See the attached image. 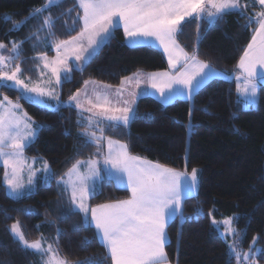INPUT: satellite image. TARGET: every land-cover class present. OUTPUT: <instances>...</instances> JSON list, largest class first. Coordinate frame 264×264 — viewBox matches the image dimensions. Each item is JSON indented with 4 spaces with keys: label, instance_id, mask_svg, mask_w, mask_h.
Listing matches in <instances>:
<instances>
[{
    "label": "snow or ice",
    "instance_id": "6c2138e0",
    "mask_svg": "<svg viewBox=\"0 0 264 264\" xmlns=\"http://www.w3.org/2000/svg\"><path fill=\"white\" fill-rule=\"evenodd\" d=\"M64 2L45 0L25 21L13 22L9 30H19L35 20L36 26L28 36L10 41V47L0 42L3 184L9 197H22L35 188L40 179L38 172L43 173L46 182L55 178L60 189L58 199L67 198L69 213L82 215L85 229L94 226L93 237L104 251L102 255L72 260L61 254L59 232L52 242H46L42 236L29 240L19 220L10 225L9 231L23 250H30L40 257L41 264H169L167 228L177 218H184L183 201L196 192L199 169L193 167L191 172L186 168L179 171L133 155L129 144L114 138L111 133L126 135L131 123L137 119V97L150 95L135 91L141 84H147L159 94V101L168 105L180 97L191 101L194 93L217 78L216 69L199 58L197 47L189 53L178 40L184 34L186 24L196 23V39L199 41L204 24L211 27L231 14L245 20V30H252L251 39L235 65L238 69L235 80L237 92L244 98L245 105L253 108L258 85L264 84V0H74V6L66 13L53 15L52 10L62 7ZM257 5L260 9L250 15L248 9H255ZM73 11L76 15L71 17ZM68 17H71V26ZM3 19L8 22L13 18L6 15ZM61 19H64L68 39H59L56 34ZM77 25L79 31L71 35ZM121 27L130 47L161 48L167 57L169 71L145 74L137 70L121 79L115 88L111 84L85 80L82 88L69 95L67 102L63 101L62 85L71 81V73L83 72L86 64ZM25 42L32 43L34 50L43 45L31 61L39 79L33 80L31 73L26 75L23 68V64L29 62L23 59ZM49 45L54 48L55 57L46 54ZM70 59L74 62L70 63ZM4 90L15 91V100L5 95ZM21 101L49 109L52 106L48 101H55L57 108L64 105L71 110L75 107L77 138L83 139L81 147L94 149L89 158L75 159L59 177L53 176L46 160L41 161L42 168L29 164L25 151L37 137L39 125L24 111ZM188 114L191 118V106ZM35 162L36 158H33ZM25 167L28 168L27 186L23 180ZM105 178L114 181L117 187H124L129 195L125 199L93 206L90 201L98 195ZM27 214H31V210ZM208 215L212 217L211 210ZM235 220L238 218L212 219L218 230L220 224L225 226L221 235L228 247L226 264H232L233 260L236 264H258V256L264 251L256 246L259 237L254 235L248 249L243 250L246 229H237ZM180 235L178 231V237ZM89 243L85 238L81 250H85Z\"/></svg>",
    "mask_w": 264,
    "mask_h": 264
},
{
    "label": "trees",
    "instance_id": "16d2710c",
    "mask_svg": "<svg viewBox=\"0 0 264 264\" xmlns=\"http://www.w3.org/2000/svg\"><path fill=\"white\" fill-rule=\"evenodd\" d=\"M44 2L0 0V42L10 47V41L24 39V26L9 31L13 22L25 20ZM73 6L74 0H65L62 7L52 10L53 15L66 13ZM258 10V6L249 8L248 13L251 15ZM6 15H10L12 21L6 22L3 19ZM75 15L73 11L71 17ZM71 17H68L69 26ZM244 24L245 20L239 16L227 15L211 27L204 24L199 41L196 23L186 24L178 43L189 53L197 47L199 58L224 72L226 78L208 81L193 94L191 101L178 98L164 105L143 96L136 102L137 119L131 123L127 134L111 133L114 138L127 142L133 155L177 170L200 169L198 192L183 201L184 218H177L167 228L170 244L166 252L171 264H226L228 247L211 222L210 210L217 220L230 215L238 218L236 228L246 229L243 249L247 250L253 236L257 235L256 246L264 250V88L259 87L256 105L244 109L236 97L232 78L252 35V30H245ZM63 25L64 19H61L56 34L59 39H68ZM78 31L79 25L71 35ZM23 45L27 47L23 52L27 56L31 53L30 43ZM166 67L165 57L158 48L130 47L118 28L83 72L71 73V81L62 85L61 99L66 101L88 79L115 86L137 70L155 72ZM4 94L16 98L15 91L4 90ZM21 104L39 125L38 135L26 149V155L48 161L54 177L67 171L75 159L89 158L94 149L81 147L83 139L77 138L75 108L70 110L62 105L47 109L23 101ZM3 172L0 165V264H41L39 256L23 250L12 237L9 226L17 220L29 240L42 236L52 242L57 239V233H61V254L72 260L103 254V248L93 237L94 227L85 229L82 215L69 213L67 198L58 199L60 190L55 178L48 185H37L32 192L14 198L7 194ZM128 195L125 188L115 186L106 178L90 203L112 202ZM28 210L31 214H27ZM85 238L90 243L81 250ZM232 264H236L235 260ZM258 264H264V251L258 256Z\"/></svg>",
    "mask_w": 264,
    "mask_h": 264
},
{
    "label": "rangeland",
    "instance_id": "374dc122",
    "mask_svg": "<svg viewBox=\"0 0 264 264\" xmlns=\"http://www.w3.org/2000/svg\"><path fill=\"white\" fill-rule=\"evenodd\" d=\"M23 21H25V20H23ZM23 21H20V22H23ZM20 22H16V23H20ZM24 27H25V37L26 36H28L29 35V32L31 31V30H33L34 28H35V26H36V21L35 20H31V21H29L28 23H26V24H24L23 25ZM22 26V27H23ZM13 27V26H12ZM21 28V27H20ZM19 28V29H20ZM24 37V38H25ZM3 43H5V42H3ZM6 44V43H5ZM7 45V44H6ZM26 46L25 45H23V52H24V50H26ZM29 49H31V53H29L27 56H25V54L23 53V59L24 60H26V61H29L28 63H25V64H23V68L26 70V75L30 72L31 73V76H32V79L33 80H36V79H39V73L36 71V67H35V65L33 64V63H31V61H32V59H33V57H35L36 56V54H37V52L38 51H40V50H42L43 49V45H40L37 49H33V46H32V43H30V48ZM49 51H51V52H49ZM46 54L51 58V57H55V55H56V52H55V50H54V48H52L51 47V45H49V49L47 50V52H46ZM70 62H74V61H72L71 59H70ZM41 67H42V65H41ZM218 73H219V77H223L224 75H225V73L223 72H220V71H218ZM49 76H50V73L48 74ZM219 77H217V78H219ZM223 79V78H222ZM0 99H3V97L2 96H0ZM10 99H12V100H15V98L13 99V98H10ZM45 99H47V98H45ZM65 102H67V100L65 101ZM48 104H50L52 107H51V109H53V108H55L56 107V102L55 101H48ZM40 107H43V106H40ZM43 108H47V109H49L48 107H43ZM73 108H75V107H73ZM84 115L85 116H87L88 115V113H84ZM34 121V120H33ZM35 122V121H34ZM36 124V123H35ZM37 125V124H36ZM25 157H26V159H27V161H29L28 159L29 158H33V157H31V156H28V155H26L25 154ZM142 157V156H141ZM45 160V159H44ZM29 164H30V162H28ZM0 165L3 167V171L5 172V169H4V166H3V163H2V161H0ZM40 165H41V168H42V164L40 163ZM197 169H199V168H197ZM10 171V170H9ZM4 172H3V175H4ZM191 172V171H190ZM42 180H43V182L45 181V179H44V176H43V173H42ZM199 176H200V169H199ZM199 176H198V187H199ZM27 179H28V168L27 167H25L24 168V171H23V180H24V183H25V185L27 186ZM106 179V178H105ZM4 180V179H3ZM112 181V180H111ZM114 184H115V182L114 181H112ZM50 182H48L47 184H49ZM56 186H57V183H56ZM116 186V185H115ZM198 187H197V190H196V192L193 194V195H195L197 192H198ZM57 188H58V186H57ZM119 188H124V187H119ZM59 189V188H58ZM33 190H35V188L33 189ZM32 190V191H33ZM60 190V189H59ZM31 191V192H32ZM27 194V193H26ZM192 195V196H193ZM14 198H17V197H14ZM229 217H235V216H233V215H230ZM224 218H227V217H222V218H219L217 221H222ZM212 219H213V217H211V222H212ZM234 225H235V227H236V224H235V221H234ZM214 226V225H213ZM10 227V226H9ZM215 228H216V230L218 231V233H219V235H221V233H223V231H224V225L223 224H220V226H219V230L217 229V227L216 226H214ZM13 237V236H12ZM221 237H222V239L224 240V242L226 243V245H227V242L225 241V239L223 238V236L221 235ZM14 238V237H13ZM231 238L229 237V240H230ZM46 242H50L49 240H47V239H44ZM45 247H47V244H45ZM243 250H245L246 251V249L244 248ZM39 259H40V257H39ZM40 263H41V259H40ZM169 264H171L170 262H169Z\"/></svg>",
    "mask_w": 264,
    "mask_h": 264
},
{
    "label": "crops",
    "instance_id": "0c3cea01",
    "mask_svg": "<svg viewBox=\"0 0 264 264\" xmlns=\"http://www.w3.org/2000/svg\"><path fill=\"white\" fill-rule=\"evenodd\" d=\"M258 7H259V9H260V5H257ZM121 29V31H122V33H123V29H122V27L120 28ZM123 37H124V34H123ZM124 42L128 45V43L126 42V40H125V37H124ZM129 46V45H128ZM154 47H156V48H158L161 52H162V54L164 55V57H165V60H166V64H167V67H166V69H164V70H160V71H155V72H162V71H169V68H168V61H167V57L165 56V54H164V52H163V50L161 49V48H159L158 46H154ZM70 63H73V62H70ZM217 71V70H216ZM143 72V71H142ZM236 72H238V69H236V71H235V73ZM143 73H145V74H147V73H152V72H143ZM217 73H218V71H217ZM235 73H234V75H233V77L232 78H234V80H235ZM219 74V73H218ZM132 75V74H131ZM131 75H129V76H131ZM128 77V76H127ZM218 77H219V75H218ZM219 78H226V76L224 75L223 77H219ZM89 80V79H88ZM93 80V79H92ZM121 81V80H120ZM99 82V81H98ZM102 83V82H101ZM104 84H106V83H104ZM119 84H120V82H119ZM119 84L118 85H115L114 86V88L116 87V86H119ZM82 87H83V85H82ZM81 87V88H82ZM259 87H263L264 88V84H259L258 85V92H259ZM89 88H91V86H89ZM114 88H113V90H114ZM235 89H236V97H237V99L241 102V106H242V108H244V109H247L248 107L245 105V103H244V98L242 97V96H240V94L237 92V81L235 80ZM135 91H137V92H141V93H143V92H147V93H150V95H143V94H141V95H139L138 97H137V100L139 99V98H141V97H143V96H150V97H152V98H154V99H156V100H158L159 101V99L157 98L158 97V93H155L154 92V90L153 89H151V88H149L148 86H147V84H141V86H140V88L139 89H135ZM257 97H258V94H257ZM180 98H185V97H180ZM258 100V99H257ZM257 100H256V103H257ZM137 102V101H136ZM160 102V101H159ZM161 103V102H160ZM256 105V104H255ZM77 111V110H76ZM33 158H36V161L37 162H35V163H33V158H29L28 160V162H30V164H33V167L34 168H41V165H40V163L42 164V160H44V158H42V157H38V156H32ZM86 159H88V158H86ZM86 159H84V160H86ZM179 171H184V170H179ZM42 172H38L37 173V177H39L40 179H38L37 180V182H36V186H35V188L37 187V185H48L47 183L48 182H46V181H44L43 182V180H42ZM3 179H4V175H3ZM50 183H51V181H50ZM49 183V184H50ZM6 191H7V189H6ZM106 203V202H105ZM101 204V203H100ZM95 205H97V204H94L93 206H95ZM94 227V226H93ZM95 229V228H94Z\"/></svg>",
    "mask_w": 264,
    "mask_h": 264
}]
</instances>
